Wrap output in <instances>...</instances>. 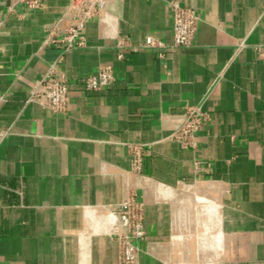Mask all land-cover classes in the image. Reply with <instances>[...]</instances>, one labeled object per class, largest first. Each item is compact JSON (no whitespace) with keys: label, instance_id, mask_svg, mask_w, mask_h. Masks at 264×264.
<instances>
[{"label":"crops","instance_id":"obj_1","mask_svg":"<svg viewBox=\"0 0 264 264\" xmlns=\"http://www.w3.org/2000/svg\"><path fill=\"white\" fill-rule=\"evenodd\" d=\"M172 1L201 18L190 47L172 48ZM44 3L0 0V264H119L114 208L132 193L138 264H264V0H104L86 48L58 65L64 114L28 102L61 52L45 31L72 0ZM148 37L168 48L117 47ZM102 65L114 83L87 93L79 77ZM190 108L212 116L196 149L172 137Z\"/></svg>","mask_w":264,"mask_h":264},{"label":"built area","instance_id":"obj_2","mask_svg":"<svg viewBox=\"0 0 264 264\" xmlns=\"http://www.w3.org/2000/svg\"><path fill=\"white\" fill-rule=\"evenodd\" d=\"M32 8L44 6V0H19ZM173 18L172 31L174 44L172 48L190 47L194 44L201 18L190 7L181 6L178 2L168 3ZM104 8V0H72L66 12L51 27L46 29L43 44L61 49L57 59L50 65L46 75L35 81L30 89L28 102L36 103L54 114H64L68 111L72 96L71 84L66 75L58 70V65L65 61L66 54L86 48L84 35L85 23L88 19L99 16ZM120 49L130 47L135 52L143 49H165L168 46L155 37H148L143 44L133 45L130 41L120 39L117 43ZM123 53L118 55L119 59ZM80 83L87 93H95L111 86L115 81L114 67L102 65L96 73L79 77ZM7 101V96H0V108ZM212 116L200 109L190 108L178 128L173 133V139L185 147L196 149L198 146L196 134L204 123H211ZM134 170H142L146 156L142 147H130ZM118 229L115 241L118 247L119 264H138L140 248L138 242L147 236L145 229V205L139 201L137 194L132 193L121 204L114 208Z\"/></svg>","mask_w":264,"mask_h":264},{"label":"rangeland","instance_id":"obj_3","mask_svg":"<svg viewBox=\"0 0 264 264\" xmlns=\"http://www.w3.org/2000/svg\"><path fill=\"white\" fill-rule=\"evenodd\" d=\"M130 153H131V152H130ZM131 156H132V154H131ZM145 157H146V156H145ZM145 157H144V159H145ZM143 162H144V160H143ZM142 170H143V165H142ZM142 170H141L140 172L135 171V170H134V167H133V162H132V171H133L134 173H136V174L138 173V174H139V173L142 172Z\"/></svg>","mask_w":264,"mask_h":264}]
</instances>
